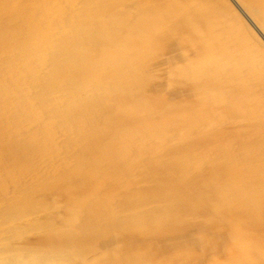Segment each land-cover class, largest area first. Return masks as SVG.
<instances>
[{"label":"rangeland","instance_id":"1","mask_svg":"<svg viewBox=\"0 0 264 264\" xmlns=\"http://www.w3.org/2000/svg\"><path fill=\"white\" fill-rule=\"evenodd\" d=\"M132 1L0 0V264H264V48L232 0Z\"/></svg>","mask_w":264,"mask_h":264},{"label":"bare ground","instance_id":"2","mask_svg":"<svg viewBox=\"0 0 264 264\" xmlns=\"http://www.w3.org/2000/svg\"><path fill=\"white\" fill-rule=\"evenodd\" d=\"M4 1H5V0H3V2H4ZM11 1H12V0H11ZM73 1H74V0H73ZM131 1H132V0H131ZM180 1H181V0H180ZM87 2H88V1H87ZM132 2H133V1H132ZM232 2H234V4H236V6L239 7L240 11H241L242 14L244 15V16L242 15V16L244 17V21L242 20L243 23H244V25L249 29V31H250L251 35L254 37V39H255V40H256V41H257V42H258V43L264 48V34H263L264 31H262V30L259 28V26H257V24H255L254 20L250 17L249 14H246V13H245L246 10L244 11V9H242V8L239 6L238 2H236L235 0H232ZM8 3H9V6H10V3H12V2L9 1ZM43 3H44V2H43ZM49 3H50V2H49ZM67 3H68V2H67ZM75 3H76V2H75ZM105 3H106V2H105ZM133 3H134V2H133ZM175 3H176V2H175ZM2 4H3V3H1V6H0L1 8H2ZM4 4L6 5V3H4ZM12 4H13V3H12ZM23 4H24V3H23ZM57 4H58V3H57ZM70 4H71V3H70ZM70 4H69V6H70ZM79 4H80V3H79ZM125 4H126V3H125ZM150 4H151V3H150ZM170 4H171V3L169 2V5H170ZM177 4H178V3H177ZM52 5H53V4H52ZM72 5H73V4H72ZM76 5H78V4H76ZM76 5L74 4V6H76ZM134 5H135V4H134ZM147 5H148V4H147ZM151 5H152V4H151ZM166 5H167V4H166ZM179 5H180V4H179ZM241 5H242V4H241ZM12 6H13V5H12ZM18 6H20V4H19ZM28 6H29V5H28ZM37 6H38V5H37ZM94 6H95V5H94ZM96 6H97V5H96ZM100 6H101V5H100ZM102 6H103V5H102ZM114 6H115V5H114ZM145 6H146V5H145ZM160 6H161V5H160ZM173 6H174V5H173ZM229 6H230V5H229ZM10 7H11V6H10ZM10 7H9V8H10ZM76 7H77V6H76ZM89 7H90V6H89ZM119 7H120V6H119ZM142 7H144V6H142ZM166 7H168V6H166ZM1 8H0V9H1ZM9 8H8V9H9ZM16 8H17V7H16ZM50 8H51V11H52V7H50ZM53 8H54V7H53ZM55 8H57V7H55ZM126 8H127V7H126ZM129 8H130V7H129ZM136 8H137V6H136ZM152 8H153V6H152ZM170 8H171V7H170ZM170 8H169V9H170ZM231 8H232V7H231ZM231 8H230V9H231ZM48 9H49V8H48ZM57 9H58V8H57ZM73 9H74V8H73ZM171 9H172V8H171ZM171 9H170V10H171ZM232 9H233V8H232ZM2 10H3V11L6 10L5 13L3 12L4 14L7 13V8H5V9L3 8ZM53 10H54V9H53ZM75 10H76V9H75ZM75 10H74V11H75ZM97 10H98V9H97ZM97 10H96V11H97ZM163 10H164V9H163ZM175 10H176V9H175ZM199 10H200V9H199ZM233 10H234V9H233ZM233 10H232V11H233ZM68 11H69V10H68ZM120 11H121V10H120ZM172 11H173V10H172ZM76 12H77V11H76ZM124 12H125V11H124ZM142 12H143V11H142ZM164 12H165V11H164ZM177 12H178V11H177ZM233 12H234V11H233ZM17 13H18V12H17ZM21 13H23V12L21 11ZM39 13H40V12H39ZM49 13H51V12H49ZM77 13H78V12H77ZM82 13H83V12H82ZM107 13H108V12H107ZM166 13H167V12H166ZM175 13H176V12H175ZM63 14H64V13H63ZM79 14H80V13H79ZM105 14H106V13H105ZM133 14H134V13H133ZM167 14H168V13H167ZM195 14H196V13H195ZM29 15H30V14H29ZM47 15H48V14H47ZM50 15H51V14H50ZM64 15H65V14H64ZM77 15H78V14H77ZM77 15H76V16H77ZM130 15H131V14H130ZM157 15H158V14H157ZM174 15H175V14H174ZM174 15H173V16H174ZM197 15H199V14H197ZM200 15H201V13H200ZM23 16H24V15H23ZM48 16H49V15H48ZM69 16H70V15H69ZM74 16H75V15H74ZM99 16H100V15H99ZM25 17H26V15H25ZM89 17H90V16H89ZM97 17H98V16H97ZM177 17H178V16H177ZM183 17H184V16H183ZM189 17H190V16H189ZM238 17H239V16H238ZM21 18H22V17H21ZM36 18H37V17H36ZM36 18H35V19H36ZM73 18H74V17H73ZM130 18H131V17H130ZM22 19H23V18H22ZM35 19H34V20H35ZM39 19H40V18H39ZM68 19H70V18H68ZM89 19H90V18H89ZM91 19H92V18H91ZM95 19H96V18H95ZM132 19H133V18H132ZM158 19H159V18H158ZM175 19H176V17H175ZM242 19H243V18H242ZM28 20H29V19H28ZM28 20H25V21H28ZM59 20H60V19H59ZM75 20H76V18H75ZM77 20H78V19H77ZM97 20H98V19H97ZM160 20H162V19H160ZM171 20H172V19H170V21H171ZM186 20H187V19H186ZM188 20H189V19H188ZM245 20H246V21H245ZM19 21H20V20H19ZM42 21H43V20H42ZM66 21L69 22L68 20H66ZM90 21H91V20H90ZM157 21H158V20H157ZM170 21H169V22H170ZM189 21H190V20H189ZM28 22H29V21H28ZM34 22H36V21H34ZM40 22H41V21H40ZM40 22H39V23H40ZM45 22H46V21H45ZM75 22H76V21H75ZM161 22H162V21H161ZM59 23H60V22H59ZM73 23H74V22H73ZM77 23H78V22H77ZM100 23H101V22H100ZM166 23H167V22H166ZM240 23H242V22H240ZM29 24H30V23H29ZM45 24H46V23H45ZM80 24H81V23H80ZM164 24H165V23H164ZM194 24H195V22H194ZM47 25H48V22H47ZM47 25H44V27L47 26ZM62 25H63V24H62ZM69 25H70V24H69ZM73 25H74V24H73ZM77 25H78V24H77ZM151 25H152V24H151ZM162 25H163V24H162ZM175 25H176V24H175ZM41 26H42V25H41ZM70 26H71V25H70ZM159 26H160V25H159ZM59 27H60V26H59ZM59 27H58V28H59ZM62 27H63V26H62ZM62 27H61V28H62ZM78 27H79V26H78ZM80 27H81V26H80ZM175 27H176V26H175ZM175 27H174V28H175ZM184 27H185V26H184ZM37 28H39V27H37ZM37 28H36V31H37ZM58 28H57V29H58ZM61 28H60V29H61ZM154 28H155V27H154ZM160 28H161V27H160ZM165 28H166V27H165ZM54 29H55V28H54ZM62 29H63V28H62ZM74 29H75V28H74ZM175 29H176V28H175ZM77 30H78V29H77ZM166 30H167V29H166ZM39 31H40V29H39ZM53 31H54V30H53ZM55 31H56V30H55ZM58 31H59V29H58ZM58 31H57V32H58ZM60 31H61V30H60ZM60 31H59V32H60ZM62 31H63V30H62ZM66 31H67V30H66ZM153 31H154V30H153ZM32 32H33V31H31V33H32ZM49 32H52V30H51V31H47V33H49ZM173 32H174V31H173ZM24 33H25V32H24ZM33 33H34V32H33ZM53 33H54V32H53ZM63 33H64V32H63ZM142 33H143V32H142ZM154 33H155V32H154ZM168 33H169V32H168ZM176 33H177V32H176ZM182 33H183V32H182ZM182 33H181V34H182ZM26 34H27V33H26ZM56 34H57V33H56ZM58 34H59V33H58ZM170 34H171V33H170ZM71 35H72V34H71ZM54 36H55V34H54ZM69 36H70V35H69ZM73 36H74V35H73ZM77 36H78V35H77ZM79 36H80V35H79ZM79 36H78V37H79ZM138 36H139V35H138ZM57 37H58V36H57ZM66 37H68V36H66ZM152 37H153V36H152ZM174 37H175V36H174ZM71 38H72V37H71ZM172 38H173V37H172ZM24 39H25V37H24ZM34 39H35V38H34ZM49 39H51V38H49ZM75 39H76V36H75ZM132 39H133V38H132ZM141 39H142V38H141ZM179 39H180V38H179ZM16 40H17V38H16ZM18 40H19V39H18ZM35 40H36V39H35ZM53 40H54V39H53ZM53 40H52V41H53ZM57 40H58V38H57ZM81 40H82V39H81ZM107 40H108V39H107ZM171 40H172V39H171ZM58 41H59V40H58ZM64 41H65V40H64ZM75 41H76V40H75ZM108 41H109V40H108ZM168 41H169V40H168ZM182 41H183V40H182ZM1 42H2V41H1ZM50 42H51V41H50ZM82 42H83V41H82ZM122 42H123V41H122ZM141 42H142V41H141ZM145 42H146V41H145ZM148 42H149V41H148ZM158 42H159V41H158ZM158 42H157V43H158ZM174 42H175V41H174ZM8 43H9V42H8ZM24 43H26V42H24ZM34 43H35V42H34ZM53 43H54V41H53ZM68 43H69V42H68ZM73 43H74V42H73ZM77 43H78V42H77ZM79 43H81V42H79ZM109 43H110V42H109ZM155 43H156V42H155ZM157 43H156V44H157ZM169 43H170V42H169ZM2 44H3V43H2ZM62 44H63V43H62ZM121 44H122V43H121ZM135 44H137V43H135ZM9 45H10V44H9ZM11 45H12V44H11ZM11 45H10V47H11ZM34 45H35V44H34ZM48 45H49V44H48ZM48 45H47V46H48ZM53 45H54V44H53ZM142 45H143V44H142ZM5 46H6V45H5ZM7 46H8V45H7ZM35 46H36V45H35ZM35 46H34V47H35ZM50 46H51V43H50ZM55 46H56V48H57V45H56V44H55ZM67 46H68V45H67ZM118 46H119V45H118ZM10 47H5V48H6V50H8ZM53 47H54V46H53ZM68 47H69V46H68ZM120 47H121V46H120ZM3 48H4V47H3ZM5 48H4V49H5ZM13 48H15V46H14ZM46 48H49V47H46ZM54 48H55V47H54ZM54 48H53V49H54ZM85 48H86V47H85ZM132 48H133V47L131 46V49H132ZM137 48H140V47H137ZM10 49H11V48H10ZM33 49H34V48H33ZM82 49H83V48H82ZM126 49H127V47H126ZM2 50H3V49H2ZM43 50H44V49H43ZM43 50H42V51H43ZM119 50H120V49H119ZM124 50H125V49H124ZM0 51H1V49H0ZM12 51H13V50H12ZM31 51H32V50H31ZM73 51H74V50H73ZM80 51H81V50H80ZM83 51H84V50H83ZM125 51H126V50H125ZM136 51H137V50H136ZM28 52H29V51H28ZM45 52H46V50H45ZM3 53L5 54V52H3ZM66 53H67V52H66ZM75 53H76V51H75ZM79 53H80V52H79ZM83 53H85V52H83ZM83 53H82V55H83ZM114 53H115V52H114ZM119 53H120V52H119ZM13 54H15V53H13ZM32 54H33V53H32ZM39 54H40V52H39ZM86 54H87V53H86ZM135 54H136V53H135ZM135 54H134V55H135ZM2 55H3V54H2ZM80 55H81V54H80ZM82 55H81V56H82ZM119 55H120V54H119ZM5 56H6V54H5ZM8 56H9V55H8ZM16 56H18V55H16ZM74 56H75V55H74ZM87 56H88V55H87ZM87 56H86V57H87ZM30 57H32V56H30ZM39 57H40V56H39ZM9 59H11V58H9ZM39 59H40V58H39ZM39 59H37V60H39ZM42 59H43V58H42ZM85 59H86V58H85ZM40 60H41V59H40ZM53 60H54V58H53ZM80 60H81V59H80ZM86 60H87V59H86ZM130 60H131V59H130ZM130 60H129V61H130ZM67 61H68V60H67ZM78 61H79V60H78ZM161 61H162V60H161ZM39 62H40V61H39ZM70 62H71V61H70ZM82 62H83V61H82ZM89 62H90V61H89ZM12 63H13V62H12ZM40 63H41V62H40ZM54 63H55V62H54ZM54 63H52V64H54ZM66 63H67V62H66ZM68 63H69V62H68ZM68 63H67V64H68ZM85 63H86V62H85ZM115 63H116V62H115ZM117 63H118V62H117ZM1 64H2V62H1ZM1 64H0V65H1ZM32 64H33V63H32ZM37 64H38V63H37ZM135 64H136V63H135ZM33 65H34V64H33ZM43 65H44V64H43ZM74 65H75V64H74ZM110 65H111V64H110ZM112 65H114V64H112ZM117 65H118V64H117ZM124 65H125V64H124ZM1 66H2V65H1ZM1 66H0V67H1ZM7 66H8V65H7ZM34 66H35V65H34ZM50 66H51V65H50ZM87 66H88V65H87ZM91 66H92V65H91ZM115 66H116V65H115ZM35 67H36V66H35ZM41 67H42V65H41ZM54 67H57V65L54 66ZM110 67H111V66H110ZM116 67H117V66H116ZM116 67H115V68H116ZM1 68H2V67H1ZM1 68H0V69H1ZM63 68H65V67H63ZM122 68H123V67H122ZM129 68H130V67H129ZM152 68H153V67H152ZM2 69H3V68H2ZM49 69H50V68H49ZM89 69H91V68H89ZM104 69H105V68H104ZM148 69H149V68H148ZM35 70H36V69H35ZM65 70H66V69H65ZM77 70H78V69H77ZM108 70H109V69H108ZM153 70H154V69H153ZM2 71H3V70H2ZM4 71H5V70H4ZM59 71H61V70H59ZM93 71H94V70H93ZM116 71H117V70H116ZM63 72H64V70H63ZM113 72H114V71H113ZM55 73H56V72H55ZM55 73H54V74H55ZM83 73H84V72H83ZM83 73H82V74H83ZM102 73H103V72H102ZM129 73H130V72H129ZM94 74H95V76L97 75L96 73H94ZM99 74H100V73H99ZM136 74H137V73H136ZM0 75H1V73H0ZM4 75H5V74H3V76H4ZM6 75H7V74H6ZM38 75H39V74H38ZM56 75H57V74H56ZM73 75H76V74H73ZM111 75H112V74H111ZM11 76H13V75H10V77H11ZM114 76H115V75H114ZM114 76H112V77H114ZM38 77H39V76H38ZM49 77H50V76H49ZM85 77H86V76H85ZM149 77H150V76H149ZM3 78H4V77H3ZM20 78H21V77H20ZM20 78H18V79H20ZM62 78H63V77H62ZM117 78H118V76H117ZM122 78H123V77H122ZM129 78H130V77H129ZM138 78H139V77H138ZM32 79H33V78H32ZM36 79H38V78L36 77ZM46 79H47V78H46ZM70 79H71V78H70ZM73 79H74V78H73ZM120 79H121V78H120ZM142 79H143V78H142ZM8 80H9V79H8ZM28 80H29V79H28ZM34 80H35V79H34ZM43 80H44V79H43ZM123 80H126V79H123ZM136 80H137V79H136ZM0 81H1V80H0ZM26 81H27V80H26ZM30 81H31V80H30ZM73 81H74V80H73ZM82 81H84V80H82ZM64 82H65V81H64ZM116 82L118 83V81H116ZM120 82H121V81H120ZM125 82H126V81H125ZM149 82H150V80H149ZM3 83H4V82H3ZM9 83H10V82H9ZM15 83H16V82H15ZM24 83H25V82H24ZM38 83H39V82H38ZM95 83H96V82H95ZM97 83H98V82H97ZM123 83H124V82H123ZM72 84H73V83H72ZM110 84H111V83H110ZM11 85H12V84H11ZM30 85H31V84H30ZM40 85H41V84H40ZM67 85H69V84H67ZM87 85H88V84H87ZM98 85H99V84H98ZM143 85H144V84H143ZM13 86H14V85H13ZM26 86H27V85H26ZM43 86H44V85H43ZM131 86H132V85H131ZM140 86H141V84H140ZM150 86H152V85H150ZM3 87H4V86H3ZM3 87H2V88H3ZM99 87H100V86H99ZM136 87H137V86H136ZM11 88H12V87H11ZM25 88H26V87H25ZM25 88H21V90H23V89H25ZM29 88H30V87H29ZM39 88H40V87H39ZM143 88H144V87H143ZM152 88H153V87H152ZM3 89H5V88H3ZM42 89H46V88H42ZM98 89L100 90V88H98ZM102 89H103V88H102ZM102 89H101V90H102ZM139 89H140V88H139ZM5 90H6V89H5ZM74 90H75V89H74ZM79 90H80V89H79ZM90 90H91V89H90ZM106 90H107V89H106ZM2 91H3V90H2ZM6 91H8V90H6ZM24 91H25V90H24ZM32 91H33V90H32ZM75 91H76V90H75ZM96 91H97V90H96ZM96 91H94V92H96ZM110 91H111V90H110ZM124 91H125V90H124ZM154 91H155V90H154ZM171 91H172V90H171ZM3 92H4V91H3ZM9 92H10V91H8V93H9ZM17 92H18V90H17ZM28 92H29V91H28ZM89 92H90V91H89ZM108 92H109V91H108ZM118 92H120V91H118ZM140 92H141V90H140ZM162 92H163V91H162ZM29 93H30V92H29ZM115 93H116V92H115ZM115 93H114V94H115ZM122 93H123V92H122ZM126 93H127V92H126ZM171 93H172V92H171ZM177 93H179V92H177ZM33 94H34V93H33ZM53 94H54V93H53ZM53 94H52V95H53ZM77 94H78V93H77ZM104 94H105V93H104ZM137 94H138V93H137ZM1 95H3V94H1ZM11 95H12V94H11ZM26 95H27V94H26ZM46 95H47V94H46ZM58 95H59V94H58ZM71 95H72V94H71ZM95 95H96V94H95ZM125 95H126V94H125ZM144 95H145V94H144ZM185 95H187V94H185ZM69 96H70V95H68V97H69ZM89 96H90V95H89ZM97 96H98V95H97ZM122 96H124V95H122ZM122 96H121V97H122ZM137 96H138V95H137ZM1 97H3V96H1ZM1 97H0V98H1ZM7 97H8V95H7ZM22 97H23V96H22ZM26 97H27V98H28V97L33 98V97H31V96H26ZM36 97H37V96H36ZM59 97H60V96H59ZM74 97H75V96H73V98H74ZM103 97H104V96H103ZM126 97H127V96H126ZM132 97H134V96H132ZM149 97H150V96H149ZM184 97H185V96H184ZM20 98H21V96H20ZM34 98H35V97H34ZM70 98H71V96H70ZM75 98H76V97H75ZM78 98H79V97H78ZM127 98H128V97H127ZM135 98H137V97H135ZM152 98H153V97H152ZM157 98H158V97H157ZM176 98H177V97H176ZM21 99H22V98H21ZM25 99H26V98H25ZM47 99H52V100H53L52 97H51V98H50V97H49V98L47 97ZM97 99H98V97H97ZM153 99H154V98H153ZM155 99H156V98H155ZM184 99H185V98H184ZM6 100H7V99H5V101H6ZM26 100H27V99H26ZM28 100H30V99L28 98ZM76 100H77V99H76ZM85 100H86V99H85ZM95 100H96V99H95ZM105 100H106V99H105ZM148 100H150V99H148ZM157 100H158V99H157ZM9 101H10V103H13L15 100L12 101V100H10L9 97H8V103H9ZM17 101H18V100H17ZM17 101H16V104L18 103ZM22 101H23V100H22ZM31 101H32V100H30L29 103H31ZM35 101H36V100H35ZM49 101H50V100H48V102H49ZM77 101H78V100H77ZM89 101H90V100H89ZM111 101H112V100H111ZM125 101H126V100H125ZM150 101H152V100H150ZM3 102H4V100H3ZM23 102H24V101H23ZM23 102H22V104H23ZM69 102H70V101H69ZM85 102H86V101H85ZM98 102H99V101H98ZM188 102H189V101H188V99H187V103H188ZM0 103H1V102H0ZM39 103H40V102H39ZM43 103H44V102H43ZM52 103H53V102H52ZM77 103H78V102H77ZM82 103H83V102H82ZM82 103H81V104H82ZM115 103H116V102H115ZM149 103H150V102H149ZM187 103H186V104H187ZM1 104H2V103H1ZM6 104H7V103H6ZM25 104H26V103H25ZM27 104H28V103H27ZM69 104H71V102H70ZM104 104H105V103H104ZM118 104H119V103H118ZM184 104H185V103H184ZM184 104H183V105H184ZM186 104H185L184 106H186ZM11 105H12V104H11ZM17 105H18V104H17ZM20 105H21V104H20ZM71 105H72V104H71ZM78 105H79V104H78ZM109 105H110V104H109ZM120 105H121V104H120ZM126 105H127V104L125 103V106H126ZM128 105H129V104H128ZM3 106H4V105H2V107H3ZM9 106H10V105H9ZM18 106H19V105H18ZM31 106H32V105H31ZM25 107H26V106H25ZM111 107H112V106H111ZM114 107H116V106H114ZM118 107H119V106H118ZM122 107H123V106H122ZM126 107H127V106H126ZM131 107H133V106H131ZM163 107H165V104H164ZM3 108H4V107H3ZM9 108H11V107H9ZM9 108H7V110H8ZM12 108H13V106H12ZM26 108H27V107H26ZM28 108H29V107H28ZM78 108H79V107H78ZM116 108H117V107H116ZM116 108H115V110H117ZM120 108H121V107H120ZM184 108H185V107H184ZM0 109H1V108H0ZM16 109H17V108H16ZM23 109H24V108H23ZM23 109L21 110L22 112L24 111ZM56 109H57V108H56ZM62 109H63V108H62ZM90 109H91V108H90ZM90 109H89V110H90ZM157 109H159V108H157ZM1 110H2V109H1ZM10 110H12V109H10ZM58 110H60V109H58ZM81 110H82V109H81ZM136 110H138V109H136ZM4 111H5V108H4ZM30 111H31V110H30ZM39 111H40V110H39ZM120 111H121V110H120ZM154 111H155V110H154ZM177 111H178V110H177ZM180 111H181V110H180ZM2 112H3V111H2ZM24 112H25V111H24ZM24 112H23V113H24ZM48 112H49V110H48ZM112 112H113V111H112ZM114 112H116V111H114ZM114 112H113V113H114ZM0 113H1V112H0ZM14 113H15V112H14ZM46 113H47V112H46ZM54 113H55V112H54ZM71 113H72V112H71ZM71 113H70V114H71ZM85 113H86V112H85ZM108 113H109V112H108ZM184 113H185V112H184ZM1 114H2V113H1ZM1 114H0V115H1ZM27 114H28V112H27ZM70 114H69V115H70ZM86 114H87V113H86ZM160 114H161V113H160ZM163 114H164V113H163ZM5 115H6V114H5ZM5 115H4V116H5ZM13 115H14V114H13ZM29 115H30V114H29ZM42 115H43V114H42ZM57 115H58V113H57ZM69 115H68V116H69ZM71 115H72V114H71ZM73 115H74V114H73ZM15 116H16V115H15ZM15 116H14V117H15ZM31 116H32V115H31ZM65 116H66V115H65ZM132 116H133V115H132ZM152 116H153V115H152ZM165 116H166V115H165ZM1 117H2V116H1ZM5 117H6V116H5ZM33 117H35V116H33ZM50 117H52V116H50ZM73 117H74V116H73ZM96 117H97V116H96ZM110 117H111V116H110ZM129 117H130V116H129ZM3 118H4V117H3ZM3 118H2V119L0 118L1 121L4 120ZM45 118L47 119L46 115H45ZM59 118H60V116H59ZM124 118H125V117H124ZM148 118H150V117H148ZM148 118H147V119H148ZM155 118H157V117H155ZM160 118H161V117H160ZM184 118H185V117H184ZM28 119H29V118H28ZM42 119H43V118H42ZM46 119H45V120H46ZM74 119H76V118H74ZM152 119H153V117H152ZM51 120H52V122H53V119H52V118H51ZM78 120H79V119H78ZM123 120H124V119H123ZM144 120H145V119H144ZM24 121H25V120H24ZM26 121H28V120L26 119ZM69 121H70V120H69ZM76 121H77V120H76ZM92 121H94V120H92ZM36 122H37V121H36ZM41 122H42V121H41ZM90 122H91V121H90ZM148 122H150V121H148ZM24 123H25V122H24ZM50 123H51V122H50ZM54 123H55V122H54ZM80 123H81V122H80ZM124 123H125V122H124ZM144 123H146V122H144ZM150 123H151V122H150ZM150 123H149V124H150ZM7 124H8V123H7ZM45 124H46V122L44 123V126H45ZM48 124H49V123H48ZM55 124H56V123H55ZM109 124H110V123H109ZM39 125H40V124H39ZM42 125H43V124H42ZM63 125H64V124H63ZM125 125H126V124H125ZM147 125H148V124H147ZM184 125H185V124H184ZM1 126H2V125H1ZM49 126H51V125H49ZM57 126H58V125H57ZM231 126H232V125H231ZM235 126H236V125H235ZM235 126H234V127H235ZM7 127H8V126H7ZM38 127H39V126H38ZM46 127H47V126H46ZM52 127H53V126H52ZM58 127H59V126H58ZM61 127H62V126H61ZM72 127H74V126H72ZM78 127H80V126H78ZM78 127H77V128H78ZM89 127H90V126H89ZM111 127H112V126H111ZM117 127H118V126H117ZM122 127H123V126H122ZM133 127H135V126H133ZM137 127H138V126H137ZM234 127H233V128H234ZM3 128H4V127H3ZM17 128H18V127H17ZM35 128H36V127H35ZM42 128H43V127H42ZM49 128H50V127H49ZM59 128H60V127H59ZM66 128H67V127H66ZM80 128H81V127H80ZM118 128H119V127H118ZM227 128H228V127H227ZM12 129H13V128H12ZM25 129H26V128H25ZM37 129H38V128H37ZM46 129H47V128H46ZM55 129H56V128H55ZM72 129H73V128H72ZM92 129H93V128H92ZM107 129H108V128H107ZM132 129H133V128H132ZM138 129H139V128H137V130H138ZM174 129H175V128H174ZM218 129H219V128H218ZM261 129H262V128H261ZM2 130H5V129H2ZM31 130H32V129H31ZM43 130H44V129H43ZM49 130H50V129H49ZM53 130H54V129H53ZM59 130H61V129H59ZM85 130H86V129H85ZM85 130H84V131H85ZM88 130H89V129H88ZM105 130H106V129H105ZM119 130H120V129H119ZM123 130H125V129H123ZM165 130H166V129H165ZM226 130H227V129H226ZM44 131H45V130H44ZM231 131H232V130H231ZM233 131H234V130H233ZM37 132H38V131H37ZM48 132H49V131H48ZM51 132H52V131H50L49 133H51ZM53 132H54V131H53ZM75 132L77 133V131H75ZM78 132H79V129H78ZM81 132H83V130H82ZM113 132H114V131H113ZM117 132H119V131H117ZM141 132H142V131H141ZM224 132H225V131H224ZM99 133H100V132H99ZM143 133H144V132H143ZM218 133H220V132H218ZM229 133H230V132H229ZM229 133H228V134H229ZM10 134H11V133H10ZM42 134H43V133H42ZM55 134H56V133H55ZM55 134H54L53 136H56ZM80 134H81V133H80ZM80 134H79V136H80ZM94 134H95V133H94ZM243 134H245V133H243ZM25 135H27V134H25ZM28 135H29V134H28ZM30 135H31V134H30ZM60 135H62V134H60ZM87 135H88V134H87ZM90 135H91V134H90ZM92 135H93V134H92ZM112 135H113V134H112ZM224 135H225V134H224ZM237 135H238V134H237ZM37 136H39V135H37ZM53 136H50V137H53ZM57 136H58V135H57ZM67 136H68V135H67ZM95 136H96V135H95ZM129 136H131V135H129ZM157 136H158V135H157ZM173 136L175 137V135H173ZM239 136H240V135H239ZM28 137H29V136H28ZM88 137H89V136H88ZM135 137H136V136H135ZM148 137H149V136H148ZM237 137H238V136H237ZM64 138H65V137H64ZM77 138H78V136H77ZM84 138H85V137H84ZM172 138H173V137H172ZM220 138H221V136H220ZM43 139H44V138H43ZM46 139H47V138H46ZM48 139H49V138H48ZM48 139H47V140H48ZM58 139H59V138H58ZM72 139H73V138H72ZM136 139H137V137H136ZM143 139H144V138H143ZM148 139H149V138H148ZM235 139H236V138H235ZM64 140H65V139H64ZM73 140H74V139H73ZM84 140H86V139H84ZM84 140H83V141H84ZM127 140H128V139H127ZM201 140H202V139H201ZM219 140H220V139H219ZM14 141H15V140H14ZM43 141H45V140H43ZM49 141H50V140H49ZM59 141H60V140H59ZM62 141H63V140H62ZM74 141H75V140H74ZM134 141H135V140H134ZM204 141H205V140H204ZM30 142H31V141H30ZM64 142H65V141H64ZM78 142H79V141H78ZM141 142H142V141H141ZM17 143H18V142H17ZM60 143H61V142H60ZM117 143H118V141H117ZM214 143H215V142H214ZM40 144H41V143H40ZM52 144H53V143H52ZM55 144H56V143H55ZM57 144H58V143H57ZM73 144H74V143H73ZM114 144H115V143H114ZM18 145H19V144H18ZM47 145H48V144H47ZM62 145H64V144H62ZM76 145H77V144H76ZM88 145H89V144H88ZM129 145H130V144H129ZM142 145H143V144H142ZM210 145H211V144H210ZM218 145H219V144H218ZM74 146H75V145H74ZM81 146H82V145H81ZM85 146H87V145H85ZM116 146H117V145H116ZM43 147H44V145H43ZM132 147H133V146H132ZM145 147H146V146H145ZM172 147H173V146H172ZM181 147H182V146H181ZM215 147H216V146H215ZM22 148H23V147H22ZM44 148H45V147H44ZM118 148H119V147H118ZM124 148H125V147H124ZM134 148H135V147H134ZM149 148H150V147H149ZM204 148H205V147H204ZM10 149H11V148H10ZM30 149H31V148H30ZM87 149H88V148H87ZM113 149H114V148H113ZM182 149H183V148H182ZM202 149H203V148H202ZM117 150H119V149H117ZM113 152H114V151H113ZM115 152H116V151H115ZM135 152H138V151H135ZM145 152H147V151H145ZM193 152H194V151H193ZM199 152H203V150H202V151H199ZM204 152H205V150H204ZM108 153H109V152H108ZM118 153H119V152H118ZM121 153H122V152H120V154H121ZM161 153H162V151H161ZM72 154H74V153H72ZM80 154H81V153H80ZM201 154H202V153H201ZM203 154H204V153H203ZM226 154H227V153H226ZM50 155H51V154H50ZM91 155H92V154H91ZM97 155H98V154H97ZM109 155H112V153H110ZM115 155H116V154H115ZM115 155H114V156H115ZM130 155H131V154H130ZM198 155H199V154H198ZM207 155H208V154H207ZM245 155H246V154H245ZM71 156H72V155H71ZM200 156H201V155H200ZM200 156H197V157H200ZM204 156H205V155H202L201 159H202ZM68 157H69V156H68ZM134 157H135V156H134ZM239 157H240V156H239ZM50 158H51V157H50ZM78 158H79V157H78ZM91 158H92V157H91ZM111 158H112V156H111ZM186 158H187V157H186ZM206 158H208V157L206 156ZM244 158H245V157H244ZM118 159H119V157H118ZM122 159H123V158H122ZM128 159H129V158H128ZM132 159H133V158H132ZM139 159H141V158H139ZM178 159H179V158H178ZM192 159H193V158H192ZM195 159H200V158H196V157H195ZM40 160H41V159H40ZM43 160H44V159H43ZM64 160H65V159H64ZM100 160H101V159H100ZM135 160H136V158H135ZM172 160H173V159H172ZM261 160H262V159H261ZM97 161H98V160H97ZM97 161H96V162H97ZM163 161H164V160H163ZM173 161H174V160H173ZM175 161H176V160H175ZM195 161H196V160H195ZM215 161H216V160H215ZM50 162H51V161H50ZM123 162H124V161H123ZM193 162H194V161H193ZM212 162H213V161H212ZM121 163H122V162H121ZM134 163H135V162H134ZM182 163H183V162H182ZM195 163H196V162H195ZM247 163H248V162H247ZM85 164H86V163H85ZM94 164H95V163H94ZM103 164H104V161H103ZM113 164H114V163H113ZM116 164H117V163H116ZM125 164H126V163H125ZM152 164H153V163H152ZM185 164H186V162H185ZM189 164H190V163H189ZM197 164H198V163H197ZM243 164H244V163H243ZM48 165H49V164H48ZM79 165H80V164H79ZM92 165H93V164H92ZM181 165H182V164H181ZM187 165H188V164H187ZM191 165H194V164H191ZM239 165H240V164H239ZM249 165H250V164H249ZM35 166H36V165H35ZM45 166H46V165H45ZM99 166H100V165H99ZM102 166H103V165H102ZM107 166H108V165H107ZM116 166H117V165H116ZM118 166H119V165H118ZM125 166H126V165H125ZM185 166H186V165H185ZM219 166H220V165H219ZM128 167H129V166H128ZM135 167H136V165H135ZM186 167H188V166H186ZM231 167H232V166H231ZM84 168H86V167H84ZM113 168H114V167H113ZM147 168H148V167H147ZM192 168H193V167H192ZM143 169H144V168H143ZM212 169H213V168H212ZM96 170H97V169H96ZM102 170H103V169H102ZM106 170H107V169H106ZM118 170H119V169H118ZM140 170H142V169H139V171H140ZM151 170H152V169H151ZM159 170H160V169H159ZM205 170H206V169H205ZM34 171H35V170H34ZM97 171H98V170H97ZM121 171H122V170H121ZM128 171H129V170H128ZM142 171H143V170H142ZM172 171H173V170H172ZM186 171H187V170H186ZM54 172H55V171H54ZM143 172H144V171H143ZM158 172H159V171H158ZM161 172H162V171H161ZM69 173H70V172H69ZM105 173H106V172H105ZM116 173H117V172H116ZM186 173H187V172H186ZM234 173H235V172H234ZM53 174H54V173H53ZM142 174H143V173H142ZM176 174H177V173H176ZM33 175H34V174H33ZM108 175H109V174H108ZM111 175H112V174H111ZM115 175H116V174H115ZM166 175H167V173H166ZM253 175H254V174H253ZM260 175H261V174H260ZM40 176H41V175H40ZM102 176H103V175H102ZM112 176H113V175H112ZM112 176H111V177H112ZM147 176H149V175H147ZM147 176H146V177H147ZM206 176H208V175H206ZM214 176H215V175H214ZM41 177H42V176H41ZM106 177H107V176H106ZM133 177H134V175H133ZM151 177H152V176H151ZM174 177H175V176H174ZM193 177H194V176H193ZM247 177H248V176H247ZM158 178H159V177H158ZM163 178H164V177H163ZM178 178H179V177H178ZM181 178H182V177H181ZM255 178H256V177H255ZM108 179H109V178H108ZM77 180H79V179H77ZM80 180H81V179H80ZM83 180H84V179H83ZM83 180H82V181H83ZM90 180H91V179H90ZM115 180H116V179H115ZM145 180H146V179H145ZM147 180H149V179H147ZM37 181H38V180H37ZM75 181H76V180H75ZM104 181H105V180H104ZM167 181H168V180H167ZM203 181H204V180H203ZM217 181H218V180H217ZM259 181H260V180H259ZM113 182H114V181H113ZM148 182H149V181H148ZM198 182H199V181H198ZM87 183H88V181H87ZM93 183H94V182H93ZM104 183H105V182H104ZM151 183H152V182H150V184H151ZM161 183H162V182H161ZM246 183H247V182H246ZM252 183H254V182H252ZM29 184H30V183H29ZM42 184H43V183H42ZM98 184H100V183H98ZM116 184H117V183H116ZM94 185H95V183H94ZM106 185H108V184H106ZM120 185H121V184H120ZM130 185H131V184H130ZM148 185H149V184H148ZM155 185H157V184L155 183ZM238 185H239V184H238ZM36 186H37V185H36ZM171 186H172V185H171ZM107 187H109V186H107ZM137 187H138V186H137ZM161 187H162V186H161ZM95 188H96V186H95ZM95 188H94V189H95ZM103 188H104V187H103ZM112 188H113V185H112ZM112 188H111V189H112ZM122 188H123V187H122ZM155 188H156V187H155ZM155 188H153V189H155ZM163 188H164V187H163ZM163 188H162V189H163ZM109 189H110V188H109ZM109 189H108V190H109ZM111 189H110V190H111ZM147 189H148V186H147ZM157 189H159V187H158ZM167 189H168V188H167ZM174 189H175V188H174ZM79 190H80V189H79ZM95 190H96V189H95ZM134 190H135V189H134ZM139 190H140V189H139ZM141 190H142V189H141ZM182 190H183V189H182ZM240 190H241V189H240ZM258 190H259V189H258ZM64 191H65V190H64ZM71 191H72V190H71ZM71 191H70V192H71ZM92 191H93V190H92ZM101 191H103V190H101ZM145 191H146V190H145ZM149 191H150V190H149ZM155 191H156V190H155ZM160 191H161V190H160ZM187 191H188V190H187ZM189 191H190V190H189ZM33 192H34V191H33ZM33 192H32V193H33ZM85 192H87V191H85ZM136 192H137V191H136ZM146 192H147V191H146ZM171 192H172V191H171ZM178 192H180V191H178ZM223 192H224V191H223ZM72 193H73V192H72ZM90 193H91V192H90ZM102 193H103V192H102ZM138 193H139V192H138ZM205 193H206V192H205ZM73 194H74V193H73ZM76 194H77V193H76ZM94 194H95V193H94ZM99 194H100V193H99ZM111 194H112V193H111ZM151 194H152V193H151ZM68 195H69V193H68ZM74 195H75V194H74ZM78 195H79V194H78ZM108 195H109V194H108ZM148 195H149V194H148ZM172 195H173V194H172ZM57 196H58V195H57ZM84 196H85V195H84ZM113 196H114V195H113ZM137 196H138V195H137ZM139 196H140V194H139ZM160 196H161V195H160ZM186 196H187V195H186ZM225 196H226V195H225ZM61 197H62V196H61ZM72 197H73V196H72ZM92 197H93V196H92ZM110 197H111V196H110ZM122 197H123V196H122ZM196 197H198V196H196ZM223 197H224V196H223ZM252 197H253V196H252ZM63 198H64V197H63ZM78 198H79V197H78ZM130 198H131V197H130ZM132 198H134V197H132ZM132 198H131V199H132ZM147 198H149V196H148ZM186 198H187V197H186ZM263 198H264V197H263ZM98 199H99V198H98ZM105 199H106V198H105ZM170 199H171V198H170ZM174 199H175V198H174ZM189 199H190V198H189ZM220 199H222V198H220ZM68 200H69V199H68ZM108 200H110V199H108ZM108 200L106 201V203L108 202ZM115 200H117V199H115ZM122 200H123V199H122ZM125 200H126V199H125ZM143 200H144V199H143ZM143 200H142V201H143ZM145 200H146V199H145ZM145 200H144L143 202H145ZM148 200H149V199H148ZM154 200H155V199H154ZM187 200H188V198H187ZM191 200H192V199H191ZM201 200H202V199H201ZM218 200H219V199H218ZM237 200H239V199H237ZM65 201H66V200H65ZM74 201H75V200H74ZM74 201H73V202H74ZM80 201H81V200H80ZM198 201H199V200H198ZM202 201H203V200H202ZM254 201H255V200H254ZM66 202H67V201H66ZM71 202H72V201H71ZM71 202H70V203H71ZM98 202H99V201H98ZM136 202H137V201H136ZM200 202H201V201H200ZM225 202H226V201H225ZM57 203H58V202H57ZM140 203H141V202H140ZM169 203H170V202H169ZM188 203H189V202H188ZM221 203H222V202H221ZM76 204H77V203H76ZM84 204H85V203H84ZM91 204H92V203H91ZM95 204H96V203H95ZM170 204H171V203H170ZM210 204H211V203H210ZM227 204H228V201H227ZM231 204H232V203H231ZM231 204H230V205H231ZM237 204H238V203H237ZM81 205H82V204H81ZM92 205H93V204H92ZM109 205H110V204H109ZM115 205H116V204H115ZM139 205H140V204H139ZM155 205H156V204H155ZM195 205H196V204H195ZM200 205H201V204H200ZM225 205H226V204H225ZM225 205H224V206H225ZM56 206H57V205H56ZM102 206H103V205H101V206H99V207H102ZM106 206H107V205H106ZM136 206H137V205H136ZM161 206H162V205H161ZM206 206H207V205H206ZM227 206H228V205H227ZM236 206H237V205H236ZM249 206H250V205H249ZM253 206H254V205H253ZM257 206H258V205H257ZM69 207H70V205H69ZM142 207H143V206H142ZM168 207H169V206H168ZM61 208H62V207H61ZM97 208H98V207H97ZM114 208H115V207H114ZM114 208H113V209H114ZM161 208H162V207H161ZM172 208H173V207H172ZM178 208H179V207H178ZM190 208H191V207H190ZM199 208H200V207H199ZM219 208H220V207H219ZM257 208H258V207H257ZM260 208H261V207H260ZM59 209H60V208H59ZM103 209H104V207H103ZM125 209H127V208H125ZM155 209H157V208H155ZM166 209H167V208H166ZM192 209H193V208H192ZM60 210H61V209H60ZM64 210H65V209H64ZM71 210H72V208H71ZM96 210H97V209H96ZM157 210H158V209H157ZM179 210H180V209H179ZM217 210H219V209H217ZM217 210H216V211H217ZM229 210H230V209H229ZM253 210H254V209H253ZM256 210H257V209H256ZM121 211H122V210H121ZM172 211H173V210H172ZM211 211H213V210H211ZM225 211H226V210H225ZM242 211H243V210H242ZM141 212H142V211H141ZM151 212H152V211H151ZM155 212H157V211H155ZM188 212H189V211H187V213H188ZM214 212H215V211H214ZM246 212H247V211H246ZM110 213H111V212H110ZM112 213H113V212H112ZM114 213H115V212H114ZM128 213H130V212H128ZM179 213H181V210H180ZM185 213H186V212H185ZM237 213H238V212H237ZM60 214H62V213H60ZM63 214H64V213H63ZM66 214H67V212H66ZM70 214H72V213H70ZM93 214H94V213H93ZM149 214H150V212H149ZM156 214H157V213H156ZM242 214H243V213H242ZM242 214H241V215H242ZM246 214H247V213H246ZM48 215H49V214H48ZM87 215H88V214H87ZM105 215H106V213H105ZM107 215H108V213H107ZM110 215H111V214H110ZM125 215H126V214H125ZM181 215H182V214H181ZM51 216H52V215H51ZM80 216H81V215H80ZM114 216H115V215H114ZM121 216H122V215H121ZM137 216H138V215H137ZM155 216H157V215H155ZM171 216H173V214H172ZM221 216H222V215H221ZM244 216H245V215H244ZM44 217H45V216H44ZM70 217H71V216H70ZM110 217H111V216H110ZM174 217H175V216H174ZM176 217H177V216H176ZM71 218L73 219V216H72ZM88 218H89V217H88ZM120 218H121V217H120ZM126 218H127V217H126ZM132 218H133V217H132ZM147 218H148V217H147ZM147 218H146V219H147ZM177 218H178V217H177ZM237 218H238V217H237ZM245 218H246V216H245ZM65 219H66V218H65ZM75 219H76V218H75ZM85 219H86V218H85ZM98 219H99V218H98ZM112 219H113V218H112ZM141 219H142V218H141ZM146 219H145V220H146ZM218 219H219V218H218ZM250 219H251V218H250ZM116 220H117V219H116ZM118 220H119V219H118ZM134 220H135V219H134ZM134 220H133V221H134ZM171 220H172V219H171ZM171 220H170V221H171ZM184 220H185V219H184ZM225 220H226V219H225ZM263 220H264V219H263ZM27 221H28V220H27ZM27 221H26V222H27ZM69 221H70V220H69ZM98 221H99V220H98ZM149 221H150V220H149ZM220 221H222V219H221ZM240 221H242V220H240ZM247 221H248V218H247ZM256 221H257V220H256ZM256 221H255V222H256ZM260 221H261V220H260ZM31 222H32V221H31ZM63 222H64V221H63ZM72 222H73V221H72ZM72 222H71V223H72ZM150 222H151V221H150ZM158 222H160V221H158ZM167 222H168V221H167ZM184 222H186V220H185ZM192 222H193V221H192ZM212 222H213V221H212ZM232 222H233V221H232ZM87 223H88V222H87ZM134 223H135V222H134ZM170 223H171V222H170ZM180 223H181V222H180ZM252 223H253V222H252ZM66 224H67V223H66ZM113 224H114V223H113ZM131 224H132V223H131ZM141 224H142V223H141ZM155 224H156V223H155ZM181 224H182V223H181ZM232 224H235V222L232 223ZM236 224H237V223H236ZM254 224H255V223H254ZM144 225H145V223H144ZM69 226H70V225H69ZM106 226H107V225H106ZM128 226H130V225H128ZM149 226H150V225H149ZM149 226H146V227H149ZM158 226H160V225H158ZM176 226H177V225H176ZM178 226H180V225H178ZM208 226H209V225H208ZM253 226H255V225H253ZM253 226H252V227H253ZM262 226H263V225H262ZM53 227H54V226H53ZM150 227H151V226H150ZM68 228H69V227H68ZM107 228H109V227H107ZM129 228H130V227H129ZM144 228H145V227H144ZM64 229L66 230V228H64ZM64 229H63V231H64ZM117 229H119V228H117ZM121 229H122V228H121ZM132 229H133V228H132ZM148 229H149V228H148ZM82 230H83V229H82ZM109 230H110V229H109ZM133 230H134V229H133ZM141 230H142V229H141ZM149 230H152V229H149ZM195 230H196V229H195ZM195 230H194V231H195ZM249 230H250V229H249ZM59 231H60V230H59ZM138 231H139V230H138ZM138 231H137V232H138ZM197 231H198V230H197ZM254 231H255V230H254ZM258 231H259V230H258ZM76 232H77V231H76ZM112 232H113V231H112ZM123 232H124V231H123ZM158 232H160V231H158ZM192 232H193V230H192ZM261 232H262V231H261ZM77 233H78V232H77ZM87 233H88V232H87ZM89 233H90V232H89ZM132 233H133V232H132ZM146 233H147V231H146ZM177 233H179V232H177ZM126 234H127V233H126ZM126 234H125V235H126ZM150 234H151V233H150ZM165 234H166V233H165ZM179 234H180V233H179ZM190 234H191V233H190ZM130 235H132V234H130ZM148 235H149V234H148ZM132 236H133V235H132ZM153 236H154V235H153ZM178 236H179V235H178ZM258 236H259V235H258ZM73 237H75V236H73ZM112 237H113V236H112ZM128 237H129V236H128ZM142 237H143V236H142ZM179 237H182V236H179ZM192 237H193V236H192ZM196 237H197V236H196ZM44 238H45V237H44ZM46 238H47V237H46ZM115 238H116V237H115ZM177 238H178V237H177ZM212 238H213V237H212ZM221 238H222V237H221ZM224 238H225V237H224ZM261 238H262V237H261ZM75 239H76V237H75ZM80 239H81V238H79V240H80ZM153 239H154V238H153ZM155 239H156V238H155ZM167 239H168V238H167ZM179 239H180V238H179ZM188 239H189V238H188ZM215 239H216V238H215ZM259 239H260V237H259ZM63 240H64V239H63ZM92 240H93V239H92ZM226 240H227V239H226ZM254 240H255V239H254ZM262 240H263V239H262ZM98 241H99V239H98ZM183 241H184V239H183ZM197 241H198V240H197ZM202 241H203V240H202ZM13 242H14V241H13ZM18 242H19V241H18ZM95 242H96V241H95ZM157 242H158V240H157ZM169 242H170V241H169ZM169 242H168V243H169ZM209 242H210V241H209ZM9 243H10V242H9ZM93 243H94V242H93ZM97 243H98V242H97ZM107 243H108V242H107ZM110 243H111V242H110ZM124 243H125V242H124ZM135 243H137V242H135ZM162 243H166V242H163V241H162ZM185 243H186V242H184V244H185ZM259 243H260V242H259ZM64 244H65V243H64ZM94 244H95V243H94ZM171 244H172V243H171ZM207 244H208V243H207ZM221 244H222V243H221ZM254 244H255V243H254ZM12 245H14V244H12ZM104 245H105V244H104ZM118 245H119V244H118ZM136 245H137V244H136ZM260 245H261V244H260ZM67 246H68V245H67ZM102 246H103V245H102ZM132 246H133V245H132ZM179 246H180V245H179ZM193 246H194V244H193ZM226 246H227V245H226ZM229 246H231V245H229ZM68 247H69V246H68ZM108 247H109V246H108ZM135 247H136V246H135ZM195 247H196V246H195ZM59 248H60V247H59ZM114 248H115V247H114ZM174 248H175V247H174ZM101 249H102V248H101ZM104 249H105V248H104ZM136 249H137V248H136ZM152 249H154V248H152ZM171 249H172V248H171ZM177 249H178V248H177ZM177 249H175V250H177ZM201 249H202V247H201ZM158 250H159V249H158ZM181 250H182V249H181ZM192 250H193V249H192ZM7 251H8V250H7ZM109 251H110V250H109ZM115 251H116V250H115ZM129 251H130V250H129ZM129 251H128V252H129ZM133 251H134V249H133ZM160 251H161V250H160ZM184 251H186V250H184ZM218 251H220V250L218 249ZM72 252H73V251H72ZM128 252H127V253L125 252L126 255L128 254ZM134 252H135V251H134ZM134 252H133V253H134ZM167 252H168V251H167ZM175 252H176V251H175ZM178 252H180V251H178ZM212 252H213V250H212ZM67 253H68V252H67ZM145 253H146V252H145ZM163 253H164V252H163ZM168 253H170V252H168ZM172 253H173V251H172ZM172 253H171V255H172ZM208 253H209V252H208ZM76 254H77V253H76ZM101 254H102V252H101ZM118 254H119V253H118ZM122 254H123V253H122ZM174 254H175V253H174ZM119 255H120V254H119ZM133 255H134V254H133ZM135 255H136V254H135ZM139 255H140V254H139ZM162 255H163V254H162ZM189 255H190V254H189ZM191 255H192V253H191ZM207 255H208V254H207ZM11 256H12V255H11ZM129 256H130V255H129ZM178 256H179V255H178ZM180 256H181V255H180ZM211 256H212V255H211ZM221 256H222V255H221ZM224 256H225V255H224ZM124 257H125V256H124ZM140 257H141V256H140ZM143 257H144V256H143ZM212 257H213V256H212ZM228 257H229V256H228ZM37 258H38V257H37ZM103 258H104V256H103ZM128 258H129V257H128ZM135 258H138V257H135ZM184 258H185V257H184ZM184 258H182V260H183ZM197 258H198V257H197ZM224 258L227 259L226 257H224ZM38 259H39V258H38ZM125 259H126V258H125ZM177 259H178V258H177ZM185 259H186V258H185ZM207 259H208V258H207ZM229 259H230V258H229ZM244 259H245V258H244ZM248 259H249V258H248ZM12 260H13V259H12ZM99 260H100V258H99ZM186 260H187V259H186ZM208 260H209V259H208ZM221 260H222V259H221ZM246 260H247V259H246ZM117 261H118V260H117ZM125 261H126V260H125ZM135 261H136V260H135ZM137 261H138V260H137ZM192 261H193V260H192ZM206 261H207V260H206ZM227 261H228V260H227ZM256 261H257V260H256ZM13 262H14V261H13ZM83 262H84V261H83ZM83 262H81V264H83ZM88 262H90V261H88ZM88 262H87V263H88ZM119 262H120V261H119ZM199 262H200V261H199ZM199 262H198V263H199ZM211 262H212V261H211ZM215 262H216V261H215ZM222 262H223V261H222ZM243 262H244V261H243ZM42 263H43V262H42ZM84 263L86 264V262H84ZM90 263H91V262H90ZM96 263H97V262H96ZM137 263H138V262H137ZM141 263H142V262H141ZM198 263H197V264H198ZM206 263H207V262H206ZM206 263H205V264H206ZM238 263H239V262H238ZM14 264H15V263H14ZM101 264H102V263H101ZM126 264H127V263H126ZM134 264H135V263H134ZM139 264H140V263H139ZM171 264H172V263H171ZM174 264H175V262H174ZM176 264H177V263H176ZM212 264H213V262H212ZM219 264H220V263H219ZM254 264H255V263H254ZM257 264H258V263H257Z\"/></svg>","mask_w":264,"mask_h":264}]
</instances>
